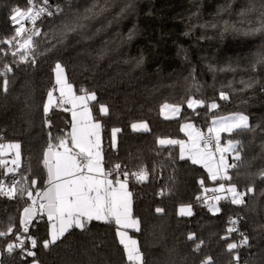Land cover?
Masks as SVG:
<instances>
[{
	"label": "trees",
	"instance_id": "1",
	"mask_svg": "<svg viewBox=\"0 0 264 264\" xmlns=\"http://www.w3.org/2000/svg\"><path fill=\"white\" fill-rule=\"evenodd\" d=\"M255 3L256 12L241 15L249 0H63L57 3L60 11L39 22L41 35L35 37L33 52L25 61L5 55L1 44L0 72L5 65L11 71L0 76V137L20 145L17 189L26 184L34 195L46 187L43 159L49 134L54 145L68 136L69 110L55 107L47 117L43 111L47 93L56 89L54 71L59 63L77 94L84 95L81 89L96 94L90 106L102 128L105 170L113 171L116 164L121 165V173L147 169L146 179L129 176L127 180L133 217L140 221V230L132 236L147 264H201L207 257L214 264H237L235 256L239 264H264V196L260 195L264 181L255 175L264 168L260 147L264 142V66L253 68L256 54L264 51V33L244 35L264 19L261 0ZM16 7L28 8V0H0L1 40L12 29ZM77 17L83 27L65 32L64 25ZM233 26L240 31H232ZM5 78L7 92L3 91ZM221 92L228 99H221ZM189 99H202L204 105L218 102L219 115L245 113L251 125L260 124L254 133L223 135L224 141L243 142L246 159L261 156L250 170L242 169L240 175L229 172L239 191L248 186L255 189L245 197V205L226 200L220 204V213L212 214L200 199L211 185L206 171L180 159L177 148L159 144L163 138H182L184 121H194L206 131V108L191 111ZM167 103L182 107L179 118L162 117ZM100 105L107 106L108 115L100 113ZM138 123L147 124L148 130L133 129ZM113 129H119L116 148ZM120 178L125 179L122 174ZM30 202L26 193L23 198L19 192L11 198L0 195V230H6L13 217V228L19 231L22 209ZM183 205L192 207L191 216L180 214ZM157 208L163 211L158 213ZM236 214L241 216L248 246L230 252L227 245L235 238L228 228ZM116 231L114 221L93 220L85 230L73 228L45 249L42 241L49 239V226L43 224L37 232L36 255L28 261L7 257L5 264H129ZM189 234H195L197 242L204 241L199 252L193 251ZM9 241L8 236L0 237V246Z\"/></svg>",
	"mask_w": 264,
	"mask_h": 264
},
{
	"label": "snow or ice",
	"instance_id": "2",
	"mask_svg": "<svg viewBox=\"0 0 264 264\" xmlns=\"http://www.w3.org/2000/svg\"><path fill=\"white\" fill-rule=\"evenodd\" d=\"M29 7L26 10H21L19 7L13 9V15L11 20L18 22L19 27L15 28V33L10 39L0 40V44H13L16 41V47L23 50L21 54V60L25 61L27 54L33 52L34 37L40 36L41 32L35 27L37 19L46 11V7L35 6L34 0H28ZM45 6L47 0H44ZM95 5H93V8ZM231 7V5H229ZM223 10V9H222ZM60 11V9H57ZM92 9H86V12H91ZM103 11V9H102ZM257 7L255 0H249V5L246 9L241 11V15L246 12H256ZM47 15H52L51 12H47ZM260 16L264 17V0L260 3ZM88 19V17H84ZM24 21H30L32 24L31 29H25ZM83 27L80 23V18L77 17L74 22L66 23L64 25L65 32H75L77 28ZM212 27H217L213 24ZM228 25L225 22L224 31L227 32ZM232 31L239 32L240 29L232 27ZM264 33V19L260 21L259 27L251 28L244 31V35ZM18 52L13 51L12 55L16 56ZM257 59L253 64L255 69L258 65L264 66V51L256 54ZM34 62V61H33ZM11 71L8 65L4 66V71L0 72V76H7V73ZM64 69L59 63L56 64V84L60 85V97L55 103L57 107H63L70 104L72 106V130L68 134V138H62L57 145L51 143V134H49L48 148L44 153L43 164L47 168L48 179L47 187L41 192H37L36 195L40 198L38 201L33 199V192L29 190L28 186L22 185L18 189L15 187L19 184V181L13 179L12 187L7 192L4 190V184L0 183V194L14 197L17 192L21 198L27 194L29 200H32V204L24 207L23 217L20 219V225L23 228V232L14 236L16 242H10L4 251L8 254H12L16 248H20L21 252H26L28 256H35V253L31 250L25 249V238H22L23 233H28L29 224L32 222L33 217L38 214H46L47 221L51 225L50 239L42 241V246L47 249L51 245L56 244L58 240L63 238L65 234L69 233L71 229L76 228L85 230L88 223L93 220L112 222L118 226L116 235L119 237V243L123 246V251L126 254L129 264H147L144 253L141 251L139 243L136 239H133L127 235L126 232L121 231L120 228H134L137 231L140 230L138 219H133L131 216V192L127 190V180L129 176H134L138 181H142L147 178V169L142 168L135 173H129L126 169L123 173L120 172L121 165H114L113 171L105 172L101 167L100 157V135L99 130L101 128L100 123L93 122L91 111L88 108L87 101L96 100L95 92L89 93L86 89H81L84 95L76 96L72 92L71 85H67L63 77ZM243 83V81H242ZM8 80L5 78L3 81V91L8 90ZM247 87L252 85L248 84ZM264 91V89H262ZM47 102L43 106L45 117H47L49 111L54 106L53 92L47 93ZM221 99H228V96L224 93H220ZM78 103L83 106L82 111H76ZM189 108L200 107L205 104V101L200 99H189L187 101ZM216 103L209 105L210 109L217 108ZM163 108H170L173 113L180 112V106L167 105ZM65 111L69 109L64 108ZM163 110V109H162ZM99 111L103 115L109 114V109L105 105H100ZM261 123H264L262 121ZM45 124L50 126V121L45 119ZM133 129L147 128L146 124H133ZM185 129H190L193 126L186 124L183 126ZM260 124L255 126L249 122V116L243 113H236L229 117H222L212 120L211 126L208 128L207 135L196 131L188 132L190 144H185L184 141L175 140H160L159 143L163 144H179L180 145V159L185 158V152L188 153V159L192 164H202L207 169L209 178L213 181H230L232 176L229 172L232 171L236 175H240L242 169L250 170L255 161L261 156H264V142L261 143V156H253L251 160H248L243 155L244 144L240 140L227 139L226 143H221V134L227 133L229 137L233 133L237 132H252L254 133ZM119 129H113V144H115V136ZM255 139V137H253ZM3 146L0 145V148ZM8 147L15 148L17 150V159L13 161V164L19 166V144H11ZM54 148L63 149V151H53ZM78 149V151H76ZM9 171H15L10 169ZM124 176V180L121 181L120 175ZM249 175L252 173L249 171ZM261 181H264V168L256 173ZM25 180L27 178H24ZM203 180L201 184L203 185ZM32 185L36 184V180L31 181ZM215 191H225L223 183L219 185V188ZM227 192L231 193L230 202L234 205H245V197L249 193H254L255 189L252 186L246 187L245 191H238L236 184H231L227 189ZM261 196H264V191H261ZM215 201H219L221 197L216 195L213 197ZM38 205V207H37ZM220 209L213 205L210 211L218 212ZM156 211L162 212L163 209L157 208ZM181 215H191V207L187 209L181 208ZM41 218L43 216L41 215ZM13 217H9V223L6 230H0V237H6L13 233ZM236 220H230L232 225L236 224ZM237 229L231 227L228 232H234ZM243 236V234H241ZM26 239L30 241L31 246L35 248L37 246V239L31 235ZM188 239L193 241L195 247L193 251L199 252L204 244L203 240L197 242L195 234H189ZM248 238L243 236L240 244L229 243L227 250L232 251L239 246L247 244ZM2 254V252H0ZM237 264H239V256H235ZM2 264V262H0ZM201 264H214L211 257H207L201 261Z\"/></svg>",
	"mask_w": 264,
	"mask_h": 264
},
{
	"label": "built area",
	"instance_id": "3",
	"mask_svg": "<svg viewBox=\"0 0 264 264\" xmlns=\"http://www.w3.org/2000/svg\"><path fill=\"white\" fill-rule=\"evenodd\" d=\"M61 1H63V0H52V2L47 1L46 6H45V3L44 2L43 3L34 2L35 3V6L37 8H39V7H46L45 13H43L37 19L35 27L43 19L52 17V15L56 12L57 3L58 2H61ZM47 12H51L52 15H50V16L47 15ZM13 24H14V27L15 28L20 26V24L18 22H13ZM24 27H25L26 30L27 29H31L32 28L31 22L30 21H24ZM15 28H14V31H15ZM16 43L17 42L14 41L13 44H11V45L10 44H7V46L9 48H8V51H5V55L10 54L11 56H13L12 55V52L13 51L18 52V54L16 56H20L21 55L20 53L23 50L18 49L16 47ZM209 127H210V125L207 126V129L204 132L205 135H207L208 128ZM2 139H3V137L1 136L0 137V145H2L4 147L5 142ZM2 148H0V183L4 184V190H5V192H7L9 190V188L12 187V181H13V179H15L16 181H19V179L17 178V172H18V167L19 166L17 167V166H14V165L11 166L9 164H3V161L4 160L12 159L14 156H13V154H11L9 156H3L1 154ZM10 169H15V171H9ZM109 178H113V176L112 177H109ZM222 183H224V185H225V191L223 192V194L226 195L229 198L230 197V193L226 191V189H227L226 188V182L225 181H222ZM15 187L17 188L18 187V184ZM44 189H45V187L42 188V189H40V190H37L35 192V194L33 195V199L38 201L40 198L36 195V193L37 192H41ZM0 195L1 196H4L3 194H0ZM214 196H216V195L213 194V193H209V192L207 193L206 192L205 194H203L200 197V199L203 202H205V203H207V202H213L214 201V199H213ZM30 204H32V200H31ZM37 207H38V205H37ZM41 215L43 216V218H41ZM230 220H236L237 221L235 225H232L231 223L229 224V228L235 227L237 229L236 231L229 233V235L232 236L233 238H235L234 241H233V243H236V244L239 245L240 244V241L243 239V236L241 235V234H243L242 227H241V216L238 215V214H236ZM43 224H46L49 227L51 226L50 223L47 221L46 214H38V215L34 216L32 222L29 224V231H28V233H23V236H22V238H25V245H24L25 249L33 251L35 253V255H36V252H37L38 246H39L38 234H37L38 228H39L40 225H43ZM22 232H23L22 226H21V229L19 231H16L13 228V233H11V234L8 235V237H10V241L7 242L4 247H1L0 246V252H2V254H0V262H2V264H5L6 263L5 262V258H7V257L12 258V257L19 256L22 261H28V260H30V259H32L34 257V256H28L26 254V252H21L20 248H16L15 251L12 254H8L6 251H4L6 249L8 243H10V242H16L14 240V236L17 235V234H20ZM29 235H31L32 237H35L37 239V241H38L37 246L35 248H33L31 246L30 241H28L26 239V237L29 236ZM247 246H248V242H247V244H245L243 246H239L236 249L241 250L242 248L247 247Z\"/></svg>",
	"mask_w": 264,
	"mask_h": 264
},
{
	"label": "rangeland",
	"instance_id": "4",
	"mask_svg": "<svg viewBox=\"0 0 264 264\" xmlns=\"http://www.w3.org/2000/svg\"><path fill=\"white\" fill-rule=\"evenodd\" d=\"M37 3H39V1H37ZM27 9V8H26ZM26 9H22V10H26ZM58 9V6L56 7V10ZM56 13H57V11H56ZM39 24V23H38ZM11 26H12V29H11V31L8 33V35L5 37V39H2V40H6V39H10L13 35H14V33H15V31H14V24H13V21H11ZM36 28H38L39 30H40V28L38 27V25L36 26ZM34 39H35V37H34ZM0 40H1V37H0ZM14 42V41H13ZM1 45V44H0ZM3 47H2V50H3V52H4V54H5V51H8V46H7V44H3L2 45ZM21 56V55H20ZM27 56H28V54H27ZM213 102H210V103H208L207 105H203L202 107H204V108H206V110H207V113H208V116H209V125L211 126V124H212V120L213 119H217V118H222V117H229V116H231V115H233V114H236V113H230V114H226V115H219L218 113H217V111H218V109H219V103L218 102H214V103H216L217 105H218V107L217 108H215V109H210L209 108V105L210 104H212ZM167 105H178V104H170V103H167ZM179 106V105H178ZM188 106V105H187ZM189 108V107H188ZM197 107H195L194 109L193 108H189L190 110H192V111H194L195 109H196ZM237 113H240V112H237ZM243 114H245V113H243ZM246 115V114H245ZM181 116V106H180V112L179 113H173L172 111H171V109L170 108H165L164 109V111H163V118L164 119H175V118H179ZM250 122V121H249ZM186 124H191L193 127L192 128H190V129H187L185 132L183 131V130H181V132H182V138H163V139H161V140H175V141H184L185 142V144L187 145V144H190L191 143V141L189 140V136H188V132H193V133H195L196 131H198L197 130V126H196V124H195V122L194 121H184L183 123H182V127H183V125H186ZM184 128V127H183ZM223 134H226V133H222L221 134V143H222V146H223V144L224 143H226V141H224L223 140ZM117 135V134H116ZM112 137H113V131H112ZM115 139H116V136H115ZM11 144H13V143H8V142H5V144H4V147L2 148V150H1V154L3 155V156H9V155H11V154H13V158L12 159H9V160H4L3 161V164H9V165H14V166H17V165H15V164H13V161L14 160H16L17 159V156H16V153H17V150L15 149V148H10V147H8L9 145H11ZM160 144V143H159ZM161 145V144H160ZM162 146H164V147H175V148H177L178 149V151H179V155H180V145L179 144H163ZM55 149V148H54ZM53 151H56V150H53ZM100 151V157H101V167H102V159H103V154H102V151L101 150H99ZM184 159H188V153L187 152H185V158ZM188 160H190V159H188ZM20 149H19V165H20ZM190 162H191V160H190ZM192 163V162H191ZM196 165H198V166H200V167H202L205 171H206V173H207V175H208V177H209V174H208V171H207V169L206 168H204L203 167V165L202 164H196ZM230 175V174H229ZM48 179V178H47ZM110 179H112V178H110ZM124 179H121V181H123ZM209 180H210V182H211V185H210V187L208 188V190H207V193L209 192V193H213V194H215V195H219L220 197H221V199L219 200V201H213V202H207L206 204H207V207H208V210L210 211V208L213 206V205H215V207H218L220 210H221V208H220V204H221V202H223V201H229L230 202V200H231V193H230V197L228 198L226 195H224V194H221V192H223V191H215L216 189H218L219 188V185L222 183V181L221 180H217V181H213V180H211L210 178H209ZM226 182V184H227V188L231 185V184H234V183H232L231 182V180L230 181H225ZM224 184V183H223ZM238 189V188H237ZM128 190V189H127ZM239 191V190H238ZM29 205H31V204H28L27 206H29ZM26 207V206H25ZM189 207V205H187V206H184V208L185 209H187ZM191 207V206H190ZM24 209V208H23ZM23 209H22V213H21V218L23 217ZM220 210L218 211V212H214V211H210L212 214H218V213H220ZM193 211H192V207H191V213H192ZM192 215V214H191ZM191 215H184V216H186V217H189V216H191ZM131 216H132V218L133 219H135L134 217H133V214H132V207H131ZM50 231H51V227L49 228V239H50ZM135 231H137V230H135ZM126 233H127V235L129 236V237H131V238H133V239H136L135 237H133L132 236V233L131 232H127V231H125ZM137 240V239H136ZM138 241V240H137ZM33 264H38V263H33Z\"/></svg>",
	"mask_w": 264,
	"mask_h": 264
},
{
	"label": "crops",
	"instance_id": "5",
	"mask_svg": "<svg viewBox=\"0 0 264 264\" xmlns=\"http://www.w3.org/2000/svg\"><path fill=\"white\" fill-rule=\"evenodd\" d=\"M62 67V66H61ZM63 68V67H62ZM64 69V68H63ZM63 77H64V79H65V81H66V84L67 85H71V84H69V82H68V80H67V77H66V73H65V70H64V72H63ZM54 79H55V82H56V68H55V71H54ZM71 87H72V92H73V94L74 95H76V96H81V95H79V94H77L76 92H75V89H74V87L71 85ZM59 89H60V85H57L56 84V89L55 90H53L52 92H53V97H54V106L51 108V109H53V108H55V107H57V106H55V103L59 100V97H60V91H59ZM47 99H48V97H47ZM46 102H47V100H46ZM91 102H92V100H89V101H87V104H88V108L90 109V111H91V115H92V118H93V122H98V121H96L95 119H94V117H93V114H92V110H91V106H90V104H91ZM188 105V104H187ZM164 106V105H163ZM163 106H162V116H163V111H164V109L165 108H163ZM64 108H67V109H69V112H70V118H71V124H70V127H69V132H68V134L71 132V130H72V127H71V125H72V114H71V110H72V106L70 105V104H68V105H64L63 106ZM200 107H202V106H200ZM200 107H197L195 110H197V109H199ZM83 110V106L82 105H80L79 103H78V106H77V109H76V111H82ZM194 110V111H195ZM51 111V110H50ZM49 111V112H50ZM181 111H182V107H181ZM192 111V110H191ZM99 123V122H98ZM141 124H145V123H138L137 125H141ZM196 124V123H195ZM101 125V124H100ZM147 125V124H146ZM184 126V125H183ZM197 126V125H196ZM135 130H137V131H147L148 130V126H147V128L146 129H144V128H137V129H135ZM181 130H183L184 132L187 130V129H185V128H183L182 126H181ZM197 130L199 131V132H201V133H203L204 134V129L203 128H201V127H199V126H197ZM117 135H118V132L116 133ZM99 135H100V149L99 150H101L102 151V128H100V130H99ZM117 135H116V139H115V144H113V137H112V145H113V147L114 148H116L117 147ZM224 135V134H223ZM67 138H68V136H67ZM161 140V139H160ZM159 140V141H160ZM13 144H15V143H13ZM20 149V148H19ZM53 150H56V151H63V149H58V148H55V149H53ZM76 151H78V149H76ZM102 169L105 171V172H107L106 170H105V168L103 167V164H102ZM46 174H47V178H48V172H47V168H46ZM114 178V177H113ZM120 179H123V178H120ZM225 186V185H224ZM46 187H47V185H46ZM46 187H45V189H46ZM226 188H227V184H226ZM44 189V190H45ZM127 189H128V191H129V186H128V182H127ZM130 192V191H129ZM207 192V191H206ZM224 192V191H223ZM223 192H221V194H223ZM184 206H187V205H183V206H181L180 208H179V211L181 212V208L182 207H184ZM131 207H132V199H131ZM132 212H133V207H132ZM133 214V213H132ZM47 217V216H46ZM117 226V225H116ZM51 227V226H50ZM49 227V228H50ZM118 227V226H117ZM120 230L121 231H129V232H134L136 229H134V228H120ZM119 238V237H118Z\"/></svg>",
	"mask_w": 264,
	"mask_h": 264
}]
</instances>
